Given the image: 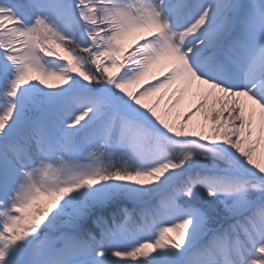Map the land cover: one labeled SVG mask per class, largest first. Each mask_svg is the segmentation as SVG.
Instances as JSON below:
<instances>
[{"label": "snow or ice", "instance_id": "1", "mask_svg": "<svg viewBox=\"0 0 264 264\" xmlns=\"http://www.w3.org/2000/svg\"><path fill=\"white\" fill-rule=\"evenodd\" d=\"M0 264H264V0H0Z\"/></svg>", "mask_w": 264, "mask_h": 264}, {"label": "bare ground", "instance_id": "2", "mask_svg": "<svg viewBox=\"0 0 264 264\" xmlns=\"http://www.w3.org/2000/svg\"><path fill=\"white\" fill-rule=\"evenodd\" d=\"M174 234V233H173Z\"/></svg>", "mask_w": 264, "mask_h": 264}]
</instances>
